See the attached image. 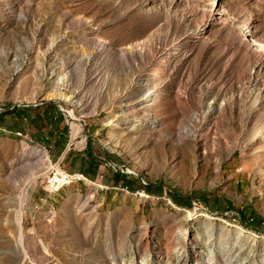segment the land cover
<instances>
[{"label":"rangeland","instance_id":"374dc122","mask_svg":"<svg viewBox=\"0 0 264 264\" xmlns=\"http://www.w3.org/2000/svg\"><path fill=\"white\" fill-rule=\"evenodd\" d=\"M8 104L0 264H264V0H0Z\"/></svg>","mask_w":264,"mask_h":264},{"label":"trees","instance_id":"16d2710c","mask_svg":"<svg viewBox=\"0 0 264 264\" xmlns=\"http://www.w3.org/2000/svg\"><path fill=\"white\" fill-rule=\"evenodd\" d=\"M38 107L32 108V107H23V106H16L15 105L12 108V105L8 104L5 107V110L0 113V118L3 119L6 116L11 115L13 118L18 120L21 124L24 122H28V124L30 125L32 123V121L34 120V118H36L40 113L39 112L40 108H38ZM49 108H53L52 102L49 103ZM48 120H49V122H48L47 127H49V129H50L49 135L52 136V135H54V133H57L61 136L59 140L53 141L52 145H50V146L57 149V150H60L59 152L61 155V153L66 148V145L68 142L69 127L67 124H65L64 116L62 114H59L57 116L51 115ZM77 155H80V156L82 155V158H81L82 163H88L89 167H91L90 172H93L94 175H97L98 172H100V165L94 163L92 156L89 154L88 150L86 152H77V154H75V152H73V150L70 149L65 156L64 162L70 160L71 158H73L75 160L76 159L75 157ZM84 173L88 174L87 172H84ZM174 195H175V197H178L177 194H174ZM254 216L255 215L252 216V221L255 219Z\"/></svg>","mask_w":264,"mask_h":264},{"label":"built area","instance_id":"2783aa9c","mask_svg":"<svg viewBox=\"0 0 264 264\" xmlns=\"http://www.w3.org/2000/svg\"><path fill=\"white\" fill-rule=\"evenodd\" d=\"M80 174L78 173H68L64 169L57 167L55 168L47 178L46 182H48V189L49 192H54L57 188L58 183L67 176H74L79 177Z\"/></svg>","mask_w":264,"mask_h":264},{"label":"bare ground","instance_id":"6f19581e","mask_svg":"<svg viewBox=\"0 0 264 264\" xmlns=\"http://www.w3.org/2000/svg\"><path fill=\"white\" fill-rule=\"evenodd\" d=\"M75 177L74 176H67L64 179H62L54 192L58 191L61 187H63L65 184L70 183ZM21 200V198H19ZM21 204V203H20ZM18 220V219H17ZM21 228V227H20ZM22 236V235H21ZM20 238V237H19ZM21 244V243H20ZM23 244V243H22ZM22 246V245H21Z\"/></svg>","mask_w":264,"mask_h":264},{"label":"crops","instance_id":"0c3cea01","mask_svg":"<svg viewBox=\"0 0 264 264\" xmlns=\"http://www.w3.org/2000/svg\"><path fill=\"white\" fill-rule=\"evenodd\" d=\"M67 124V123H66ZM68 125V124H67ZM71 148H70V143H69V145H67V147L64 149V151L61 153V155H60V162H64V159H65V156H66V154H67V152L70 150ZM81 158H82V155L80 156V155H77L76 156V159H77V161H78V163L80 164V162H82V160H81ZM98 173H100V172H98ZM98 175V174H97Z\"/></svg>","mask_w":264,"mask_h":264}]
</instances>
